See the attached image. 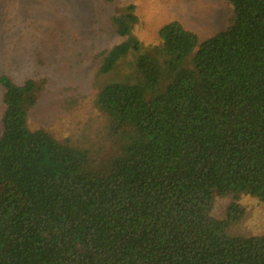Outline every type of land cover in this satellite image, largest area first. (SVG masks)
Listing matches in <instances>:
<instances>
[{
  "label": "trees",
  "instance_id": "trees-1",
  "mask_svg": "<svg viewBox=\"0 0 264 264\" xmlns=\"http://www.w3.org/2000/svg\"><path fill=\"white\" fill-rule=\"evenodd\" d=\"M223 1L204 39L173 19L146 44L136 13L111 20L107 146L31 129L46 82L0 76V264H264V234L228 233L244 196L264 202V0Z\"/></svg>",
  "mask_w": 264,
  "mask_h": 264
},
{
  "label": "rangeland",
  "instance_id": "rangeland-1",
  "mask_svg": "<svg viewBox=\"0 0 264 264\" xmlns=\"http://www.w3.org/2000/svg\"><path fill=\"white\" fill-rule=\"evenodd\" d=\"M128 12L140 18L136 31L146 44L156 43L161 27L173 19L204 39L233 17L223 0H0V76L18 84L46 82L28 111L31 129L85 149L108 145L99 92L113 76L100 68L105 50L121 41L111 20ZM4 111L0 89V134ZM248 197L245 218L228 228L232 236L264 234V202ZM220 202L217 217L227 203Z\"/></svg>",
  "mask_w": 264,
  "mask_h": 264
}]
</instances>
